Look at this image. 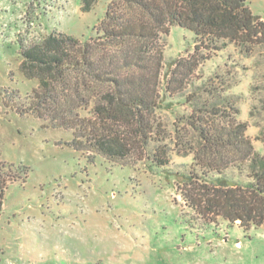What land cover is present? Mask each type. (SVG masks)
Wrapping results in <instances>:
<instances>
[{
  "label": "rangeland",
  "instance_id": "1",
  "mask_svg": "<svg viewBox=\"0 0 264 264\" xmlns=\"http://www.w3.org/2000/svg\"><path fill=\"white\" fill-rule=\"evenodd\" d=\"M111 1L90 0L85 10L83 0H0V177L6 181L0 264H264V223L244 230L224 218L206 221L185 205L180 191L194 167L192 153L173 146L164 166L122 165L100 154L90 160L65 143L71 130L32 113L38 82L21 73V42L28 46L53 31L95 36ZM245 1L264 20V0ZM161 43L156 115L166 134L174 137L178 128L195 137L186 117L230 98L254 150L264 155L261 49L246 54L229 44L195 51L194 33L179 25ZM198 59L183 83L176 60Z\"/></svg>",
  "mask_w": 264,
  "mask_h": 264
},
{
  "label": "trees",
  "instance_id": "2",
  "mask_svg": "<svg viewBox=\"0 0 264 264\" xmlns=\"http://www.w3.org/2000/svg\"><path fill=\"white\" fill-rule=\"evenodd\" d=\"M83 2L88 10L90 0ZM172 25L194 33L195 51L234 44L246 54L255 48L264 53V20L245 0H112L95 36L80 40L53 31L28 46L21 42V73L38 82L31 111L53 128L71 130L65 143L90 160L100 154L122 165L164 166L173 146L192 153L194 167L180 188L185 205L206 221L224 218L244 230L260 226L264 155L254 150L246 122L236 119L232 99L218 97L208 110L186 117L195 137L178 128L174 137L167 135L156 115L161 42ZM194 60L175 62L183 83L200 62ZM5 184L0 177V206Z\"/></svg>",
  "mask_w": 264,
  "mask_h": 264
}]
</instances>
